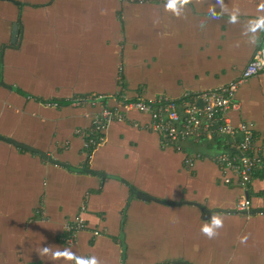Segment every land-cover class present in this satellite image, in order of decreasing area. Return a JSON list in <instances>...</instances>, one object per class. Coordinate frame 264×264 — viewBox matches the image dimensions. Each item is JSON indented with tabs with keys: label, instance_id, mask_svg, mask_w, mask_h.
<instances>
[{
	"label": "crops",
	"instance_id": "crops-1",
	"mask_svg": "<svg viewBox=\"0 0 264 264\" xmlns=\"http://www.w3.org/2000/svg\"><path fill=\"white\" fill-rule=\"evenodd\" d=\"M12 1L0 0V82L11 88L0 86V136L92 173L0 140V264H123L129 186L151 200L126 208L125 264H264V172L243 193L217 160L235 155L242 136L217 122L204 140L174 147L150 129L148 113L119 107L158 98L175 100L180 115L183 103L202 107L199 94L236 81L264 47V29L250 23L264 16V0H188L175 10L170 0ZM97 41L105 52L90 49ZM234 95L230 124H252L263 143L264 70ZM95 97L103 99L76 101ZM100 104L123 119L87 157L82 133ZM246 194L251 215L236 211ZM83 203L86 229L66 244L64 225ZM215 214L223 225L209 238L201 228ZM44 247L74 258L41 256Z\"/></svg>",
	"mask_w": 264,
	"mask_h": 264
},
{
	"label": "built area",
	"instance_id": "built-area-1",
	"mask_svg": "<svg viewBox=\"0 0 264 264\" xmlns=\"http://www.w3.org/2000/svg\"><path fill=\"white\" fill-rule=\"evenodd\" d=\"M264 70V47L259 48L252 60L242 71L240 77L227 87L218 90L207 91L197 97L202 103L198 107L193 103H183L184 114L178 113L177 102L167 98L151 100H121L120 106L125 110H137L148 113L151 116L150 129L160 135L165 144L178 146L183 140L199 142L211 133L214 124H220L219 131L222 134L235 136L240 134L242 139L235 144L236 154L233 156L221 155L217 158L222 167L231 170L237 177V186L246 193L256 172H264V142L255 143L253 125L240 123L237 127L230 124L229 111L236 108L234 102L235 91L243 81L257 75ZM101 97L78 99L77 104L87 101L92 103L102 100ZM101 105V104H100ZM123 114L118 108H107L102 104L98 113L93 116L92 126L83 132V148L87 157L104 142L103 132L113 121H122ZM85 203L82 204L78 214L64 225V236L61 238L66 244H73L78 234L86 229L83 219ZM250 202L242 197L236 205L239 213L249 212ZM99 236V232H93Z\"/></svg>",
	"mask_w": 264,
	"mask_h": 264
},
{
	"label": "water",
	"instance_id": "water-1",
	"mask_svg": "<svg viewBox=\"0 0 264 264\" xmlns=\"http://www.w3.org/2000/svg\"><path fill=\"white\" fill-rule=\"evenodd\" d=\"M5 1L13 2L12 0H5ZM12 34H13V37L11 38V44L13 45L15 43V41H16V35H17V26L16 25L13 26V33ZM21 35H22V30L19 32V38H21ZM0 86L3 87V88L11 89L10 86H8V85H6V84H4L2 82H0ZM120 110L121 111H124L123 108H121ZM0 140L6 142L8 144H11V145H13V146H15L17 148H21V149H24L26 151H30L32 153H35V154L39 155L41 158H43V159H45V160H47V161H49L51 163H54L55 165L63 166V167H65V168H67L69 170H72L74 172H78V173H90V174L92 173L91 171H88V170L73 168V167H70L68 165H65V164L56 162V161L52 160L47 154L42 153V152H39V151H36V150H34V149L30 148V147H27L25 145H21V144L15 142L12 139H8V138H4V137H1L0 136ZM129 189H130V196H129L128 202H127V204H126V206L124 208V215H123V218L121 220L120 234H119V237H118L119 238V242H120V246L122 248L123 264H125L124 262H125V256H126V244H125L124 232H123V229H124L123 226H124V219H125V211H126V208H127L128 204L131 202V200L133 198L140 199V200H145V201L151 200V198L147 197L145 194H143V193H141L139 191L134 190L133 187L129 186ZM245 197H246V199H248V195L247 194L245 195ZM155 201H157V200H155ZM158 202L159 203H165V202H162V201H158ZM195 206L199 207L197 204ZM253 213L254 212H250L249 211V212H243L241 214H243V215H249L250 214L251 215ZM100 231L102 232V230H100ZM101 232H99V235L101 234ZM171 264H182V263L174 262V263H171Z\"/></svg>",
	"mask_w": 264,
	"mask_h": 264
},
{
	"label": "clouds",
	"instance_id": "clouds-1",
	"mask_svg": "<svg viewBox=\"0 0 264 264\" xmlns=\"http://www.w3.org/2000/svg\"><path fill=\"white\" fill-rule=\"evenodd\" d=\"M188 0H170L168 4V8L175 10L176 4L177 3H187ZM260 9L264 11V4L260 6ZM236 19L235 15L231 17V20L234 22ZM250 23L253 24V28L251 30H255L256 28H261L264 29V16H261L256 20L255 22L250 21ZM223 222L222 219L219 215H214L212 218L211 226L205 224L201 228L202 233L207 235L209 238H213L216 235L215 229L222 227ZM247 239V237L242 238V242H244ZM51 254L52 259H59V258H65V259H73L74 257L67 251L61 252V251H56L52 252L51 247L43 248L42 251L39 253L41 256H45ZM77 264H98L96 257H91L87 261L85 260H77Z\"/></svg>",
	"mask_w": 264,
	"mask_h": 264
},
{
	"label": "rangeland",
	"instance_id": "rangeland-1",
	"mask_svg": "<svg viewBox=\"0 0 264 264\" xmlns=\"http://www.w3.org/2000/svg\"><path fill=\"white\" fill-rule=\"evenodd\" d=\"M94 29L95 28L90 29V32ZM90 49H93V51H96V52H99V51L105 52L106 51L105 47L102 46L101 44H99L98 41L96 42L95 47L91 46ZM88 57H89V55H88Z\"/></svg>",
	"mask_w": 264,
	"mask_h": 264
}]
</instances>
